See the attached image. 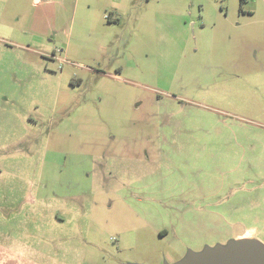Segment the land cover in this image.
Returning a JSON list of instances; mask_svg holds the SVG:
<instances>
[{
	"label": "rangeland",
	"instance_id": "374dc122",
	"mask_svg": "<svg viewBox=\"0 0 264 264\" xmlns=\"http://www.w3.org/2000/svg\"><path fill=\"white\" fill-rule=\"evenodd\" d=\"M264 244V0H0V264H173Z\"/></svg>",
	"mask_w": 264,
	"mask_h": 264
},
{
	"label": "water",
	"instance_id": "95a60500",
	"mask_svg": "<svg viewBox=\"0 0 264 264\" xmlns=\"http://www.w3.org/2000/svg\"><path fill=\"white\" fill-rule=\"evenodd\" d=\"M173 264H264V244L254 239L230 240L224 246L189 253L185 259Z\"/></svg>",
	"mask_w": 264,
	"mask_h": 264
},
{
	"label": "flooded vegetation",
	"instance_id": "af4514ba",
	"mask_svg": "<svg viewBox=\"0 0 264 264\" xmlns=\"http://www.w3.org/2000/svg\"><path fill=\"white\" fill-rule=\"evenodd\" d=\"M227 242H228V241H225V242L223 243V245L221 244V246H224V245H226V244H227Z\"/></svg>",
	"mask_w": 264,
	"mask_h": 264
}]
</instances>
